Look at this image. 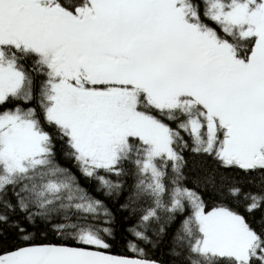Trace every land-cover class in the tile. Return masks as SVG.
Returning <instances> with one entry per match:
<instances>
[{"label":"snow or ice","instance_id":"obj_1","mask_svg":"<svg viewBox=\"0 0 264 264\" xmlns=\"http://www.w3.org/2000/svg\"><path fill=\"white\" fill-rule=\"evenodd\" d=\"M0 264H264V0H0Z\"/></svg>","mask_w":264,"mask_h":264},{"label":"trees","instance_id":"obj_2","mask_svg":"<svg viewBox=\"0 0 264 264\" xmlns=\"http://www.w3.org/2000/svg\"><path fill=\"white\" fill-rule=\"evenodd\" d=\"M117 251H119V248L118 247L113 248V252H117Z\"/></svg>","mask_w":264,"mask_h":264}]
</instances>
